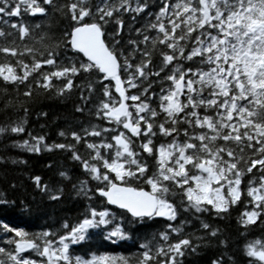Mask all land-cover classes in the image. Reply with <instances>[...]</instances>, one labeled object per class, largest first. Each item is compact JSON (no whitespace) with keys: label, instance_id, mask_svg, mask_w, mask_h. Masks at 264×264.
I'll return each instance as SVG.
<instances>
[{"label":"snow or ice","instance_id":"1","mask_svg":"<svg viewBox=\"0 0 264 264\" xmlns=\"http://www.w3.org/2000/svg\"><path fill=\"white\" fill-rule=\"evenodd\" d=\"M50 7L69 20L58 42H46L43 32L35 36L39 25L7 19L43 16ZM146 7L140 0H99L95 6L89 0H0V23L8 26L7 32L0 28V38L9 41L0 45V81L25 85L28 97L33 85L48 91L59 81L56 91L63 93L78 75H94L101 92L95 116L104 122L58 133L83 143L87 158L73 143L47 144L42 135L29 133L16 145L28 152L41 145L70 151L97 182L88 199L101 206L89 203L78 221L55 232L0 224V264H177L191 245L187 237L171 239L182 229L174 226L178 208L170 193H178L183 209L194 214L220 216L239 207L245 228L264 217V0H160L129 50L117 52L118 42L106 39L103 25L114 17L120 25V13L140 14ZM30 38L34 42L26 43ZM153 77L164 85L159 91L147 84ZM93 91L89 83V95L81 96L85 105ZM24 130L19 122L0 133ZM245 175L251 177L246 187ZM32 180L49 199L59 198L40 177ZM79 183L87 195V182ZM154 218H164L165 230L129 256L84 258L70 250L87 241L90 230L106 227V240L124 239L125 220ZM200 227L216 234L207 223ZM244 254L249 264H264V238L246 242Z\"/></svg>","mask_w":264,"mask_h":264},{"label":"trees","instance_id":"2","mask_svg":"<svg viewBox=\"0 0 264 264\" xmlns=\"http://www.w3.org/2000/svg\"><path fill=\"white\" fill-rule=\"evenodd\" d=\"M63 2L65 0H56L57 4ZM89 2L95 6L99 0H89ZM140 2L147 5L142 13H120L119 19L122 24L117 25L114 17L103 25L106 39L109 41L115 39L118 42L117 52L122 49L129 50L128 42L138 38L136 29L148 22L149 14L153 13L160 4V0H140ZM2 19L5 18H0ZM7 19L9 23L16 20L30 26L39 25L34 35L39 36L41 32L45 33L46 42L49 43L58 42L69 26V20L56 8L51 7L43 16L22 14L19 17ZM0 28H3L5 32L8 31V26L3 23H0ZM8 42L0 38V45ZM33 42L32 38L26 41L30 44ZM156 55L154 54V60ZM136 59L139 60V54ZM154 79V77L149 78L147 84H150L155 91H159L164 85L153 83ZM89 83L93 84L95 91L91 93V98L85 105L81 96L82 93L84 96L89 95ZM58 85L59 81H54L53 88L48 91L37 89L33 85L31 95L25 97L23 96L25 85H10L0 81V128L8 129L13 123L23 122L25 129L19 134L10 131L0 133V224H8L29 233L43 229H51L53 232L61 230L64 222L71 226L78 221L89 203L97 207L101 206L99 199L95 197L91 201L88 199V196L94 192L97 182L84 173L80 162L72 159L70 151L56 148L45 150L41 145L39 152H28L16 146L20 141L28 139L31 133V135L44 136L47 144L73 143L83 158L88 157L89 150L83 143L76 144L70 137L60 136L58 133L80 131L92 124L104 126V122L95 116V105L101 97L100 88L97 86L94 75L85 74L75 77V86L63 93L56 91ZM78 106L82 109L81 111H77ZM162 139L159 138L157 143ZM33 176L40 177L42 185H47L54 192L58 191L59 198L49 199L47 194L37 188L32 180ZM250 178L248 175L244 176V187L247 186ZM80 181L87 182V187L90 189L87 195L79 190ZM169 199L173 200L178 208V218L173 222L174 226L182 229L179 235H173L171 239L174 241L187 237L191 245L176 258L177 264H212L213 260H220L222 264H249V258L244 254V244L256 238H264V217L245 228L238 222L239 207H233L220 216L208 212L194 214L183 209L178 193L175 195L170 193ZM110 208L114 215H122L121 210ZM181 221L184 223L181 224ZM201 222L216 229V234L208 235V230L200 227ZM166 223L164 218L146 219L135 223L125 220L123 227L127 238L106 240L105 232L110 229L106 227L94 229L90 230L91 235L87 241L70 245V250L74 255L84 258L92 254L129 256L138 251L142 241L154 235L158 236L160 231L165 230ZM3 239L4 234L0 232V242Z\"/></svg>","mask_w":264,"mask_h":264},{"label":"water","instance_id":"3","mask_svg":"<svg viewBox=\"0 0 264 264\" xmlns=\"http://www.w3.org/2000/svg\"><path fill=\"white\" fill-rule=\"evenodd\" d=\"M110 207H113V208H115L114 206H110ZM116 209H118V208H116ZM118 210H120V209H118ZM122 211V210H121Z\"/></svg>","mask_w":264,"mask_h":264}]
</instances>
